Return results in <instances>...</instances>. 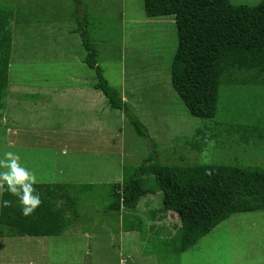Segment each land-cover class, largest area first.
Here are the masks:
<instances>
[{"label": "rangeland", "instance_id": "rangeland-1", "mask_svg": "<svg viewBox=\"0 0 264 264\" xmlns=\"http://www.w3.org/2000/svg\"><path fill=\"white\" fill-rule=\"evenodd\" d=\"M260 1L230 0L235 5L250 6ZM82 8L87 12V32L97 49L98 65L104 78L121 97L122 92H126V99L132 100H128L133 104V110H129L147 129L148 138L137 136L124 114L109 108L99 91L96 107L90 112L73 93L80 85L71 79L80 80L86 87L93 86L97 80L94 70L83 62L85 51L72 19L76 9L73 0H0V10L13 14L9 22L12 50L8 76L13 92H7L6 108L0 109V116L10 107L14 119L7 117V120L16 123L13 126L16 129L11 128L12 133L17 131L16 136L7 137L6 128L0 122V156L5 151L18 153L21 164L35 173L37 184L97 186L92 193L80 195L79 217L64 235L0 238V262L5 257L12 260L19 255L44 254L52 264H72L83 262L89 251L112 255L117 247L109 245L119 242L120 225L136 224L141 214L148 217V208L153 218L158 213L157 207H161V193L157 192L142 197L135 212L124 208L118 214L105 211L111 200L110 185L121 183L123 168L137 167L150 156L164 165L212 164L211 146L201 152L190 146L195 142L196 132L209 123L192 117L183 106L169 81L172 61L158 53L162 54L161 47H165L162 38L156 39V45L150 40L161 34L166 46L174 42L175 54L174 18L148 19L143 0H82ZM154 22L165 23L157 25ZM151 32L154 35H149ZM128 35H134V39L124 43ZM140 44L145 48L141 49ZM135 48L137 52L144 50V56L126 64L127 54ZM150 54L161 58L149 59ZM123 75L124 91L121 90ZM168 86L178 104L168 107L173 113L158 116L154 104L142 112V102L152 95L162 97ZM240 86L250 87L241 81ZM16 87L20 101L13 107L10 103L17 96L13 90ZM236 92L238 89L233 88L221 98L219 118L229 111L250 108L249 97ZM153 100L156 99L153 97ZM94 117L96 126L93 129ZM214 122L210 124L213 130ZM82 125L90 128L81 133L77 129ZM150 186L154 187L153 183ZM164 219L170 226L174 225L171 231L177 235L175 218L166 214ZM177 264H264V211L231 216L180 254Z\"/></svg>", "mask_w": 264, "mask_h": 264}, {"label": "trees", "instance_id": "trees-1", "mask_svg": "<svg viewBox=\"0 0 264 264\" xmlns=\"http://www.w3.org/2000/svg\"><path fill=\"white\" fill-rule=\"evenodd\" d=\"M73 2L75 33L85 51L84 64L96 74L95 89L111 109L124 114L137 136L148 138L147 129L104 78L87 32V12L82 0ZM143 10L148 19L174 18L177 47L170 65L171 86L192 117L209 123L190 144L201 152L212 144L210 124L216 118L220 89L221 101L225 93L239 88L240 81L249 86L264 84V0L252 6L230 0H143ZM12 16L0 10V109L5 107L8 89ZM34 188L41 205L29 217L21 215L16 197L2 193L1 200L10 201V206L0 207V238L64 235L79 217L80 195L92 193L97 186L36 184ZM110 188L105 211L117 214L123 208L135 212L142 197L161 193L162 210L175 213L180 222L177 235L168 242L172 250L167 264H177L180 254L231 216L264 211L262 168L164 165L150 156L137 167L123 168L121 183Z\"/></svg>", "mask_w": 264, "mask_h": 264}, {"label": "crops", "instance_id": "crops-1", "mask_svg": "<svg viewBox=\"0 0 264 264\" xmlns=\"http://www.w3.org/2000/svg\"><path fill=\"white\" fill-rule=\"evenodd\" d=\"M155 23L159 25L165 22H154L153 24ZM149 35H154V34H152L151 32ZM133 36L134 35L126 36V38L124 39V43L128 40L134 39L132 38ZM159 36L160 37L152 36L150 40L156 45V39L162 38V43L165 45V47H161L162 54L161 51H158V53L163 58L172 61L174 56L173 53L174 42H170V45L166 46L165 41L163 40L164 39L163 36L161 34H159ZM143 47L144 45L141 46V49L145 48ZM164 52L166 54L163 56ZM144 54H145L144 50L137 52L135 48V50L132 53L129 52L127 54L125 63L128 64L131 63V61H136L140 57H143ZM160 58H161L160 56H156L154 54L149 55V59L152 60L154 59L158 60ZM71 80H73L76 84L80 85L79 88H75L73 90V93L79 96L80 103L83 106L86 105L88 106L90 112L91 108L94 109L96 107V101L98 96L97 90L95 89V84L93 86L86 87V86H82L81 85L82 82L78 79H71ZM169 81H170V68H169ZM122 82L124 83L122 84L121 90L124 91L125 88L124 75L122 77ZM170 85H171V81H170ZM10 90H11L10 85L8 84L7 92L9 91V93H12L13 91ZM13 90H15V94H17V96L14 97L15 100L12 101L10 105L16 107L17 105H19L20 97L18 94L17 87L16 89ZM237 93L245 94L246 96L249 97L251 102L250 108L245 109V111H239V112L229 111L225 117L223 116L222 118H219L217 114L219 111V103L221 97V89H220L216 118L214 122L213 140L209 151L210 163H212V165L238 166V167H251V168L264 169V84L252 85L250 87L239 86L238 92H236V94ZM26 96H29V94H26ZM125 96H127L126 92L124 93L122 92L121 98L123 102L127 104L128 108L133 110L131 107L133 104L128 103V100L130 102H132V100L130 99L127 100ZM152 96L156 100L154 101L153 97H150L149 100L152 99L153 100L152 103H149L148 99L147 101H143L142 104L144 111L142 112L148 111L152 106V104H154L158 109L157 115L166 116L167 113L168 114L173 113L171 110L168 109L169 106L171 105L175 107L178 106V104L175 102V97L172 95V93L169 90V86L166 90L163 91L162 97L159 98L158 95H152ZM4 108H6V106ZM10 109L11 108L9 107V110L4 111L3 114L0 116V122L6 128V134H8L6 135L7 137H11L12 134L16 136L17 133V131H14V133H12V130L16 129L13 128V126L16 125V123L7 120V117L10 119L11 118L14 119L12 113L9 112ZM95 126H96V120L94 117V121L92 123L91 128L94 129ZM88 127L90 128V126ZM88 127L86 125H82L77 130L82 133V131H87L86 128ZM19 146H21V144H19ZM158 198L160 201V193H158ZM148 209L150 210V208ZM157 210L158 213H156L153 216V218L150 216V212L148 211V213L147 212L146 213L148 214L149 218L141 214L139 217L140 220H137L136 224L131 226L130 224H128L124 227L123 225H120L118 229L119 242L117 244L109 245V247H112L114 249L117 247L116 248L117 251H114L112 255L106 252H102L101 254H93L91 251H89L88 253L85 254L87 258L83 262H77L72 264H122V261H125L126 264H159L160 260L165 261L166 258L169 255H171L168 242L173 235L171 231V227H174V225L170 226V224H168V222L164 218L166 214L169 215L170 218H175L177 229L180 227V222L175 213L163 211L161 207L160 208L157 207ZM136 213L138 214V212ZM171 233L172 235L170 236ZM103 247L104 249L106 248V246L104 245ZM92 257L94 258L92 259ZM0 264H52V263H50L49 257L47 255L25 254V255H19V257L16 258H12V260H9V258L5 257L4 261L0 262ZM55 264H71V263L57 262Z\"/></svg>", "mask_w": 264, "mask_h": 264}, {"label": "clouds", "instance_id": "clouds-1", "mask_svg": "<svg viewBox=\"0 0 264 264\" xmlns=\"http://www.w3.org/2000/svg\"><path fill=\"white\" fill-rule=\"evenodd\" d=\"M21 156L12 151L0 156V194L7 191L16 197L21 207V215L29 217L41 205V198L34 185L38 183L34 172L21 164ZM10 206V201L0 200V207Z\"/></svg>", "mask_w": 264, "mask_h": 264}, {"label": "built area", "instance_id": "built-area-1", "mask_svg": "<svg viewBox=\"0 0 264 264\" xmlns=\"http://www.w3.org/2000/svg\"><path fill=\"white\" fill-rule=\"evenodd\" d=\"M122 264H126L125 261H122Z\"/></svg>", "mask_w": 264, "mask_h": 264}]
</instances>
